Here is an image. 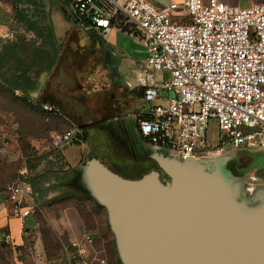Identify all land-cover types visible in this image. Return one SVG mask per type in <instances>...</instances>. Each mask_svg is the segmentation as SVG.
Returning a JSON list of instances; mask_svg holds the SVG:
<instances>
[{
    "label": "built area",
    "instance_id": "1",
    "mask_svg": "<svg viewBox=\"0 0 264 264\" xmlns=\"http://www.w3.org/2000/svg\"><path fill=\"white\" fill-rule=\"evenodd\" d=\"M67 10L79 27L103 41L113 27L143 40V107L136 116L140 135L157 152L183 160L222 152L226 145L264 150V2L239 9L218 0H183L185 23L174 21L180 10L175 3L155 9L145 0H68ZM150 73L162 77L153 82ZM211 121L218 130L214 149L207 141ZM79 135L76 126L53 132L50 149L58 152ZM9 155V138L0 136V159ZM2 191L12 218L32 215L27 183L17 179ZM92 244L84 233L69 249L82 259Z\"/></svg>",
    "mask_w": 264,
    "mask_h": 264
},
{
    "label": "rangeland",
    "instance_id": "2",
    "mask_svg": "<svg viewBox=\"0 0 264 264\" xmlns=\"http://www.w3.org/2000/svg\"><path fill=\"white\" fill-rule=\"evenodd\" d=\"M9 1L2 0L8 8L11 5ZM36 1L39 5L37 7L28 6V15H34L33 19L40 20L43 29H45L43 36L46 35V32L53 31L58 56L52 71L48 75L43 77L41 75L38 78V87L34 93L30 94L29 102L22 101L19 93H11L0 87V136L9 138L10 146L9 157L5 160L0 159V174L8 177L3 180V186L17 179H30L36 174L47 173V171H51L54 175H50L48 181L43 184V188L48 192V198L40 202L38 207H36V197L32 191V219L36 228L32 234L27 236V242L23 246H19V249L8 243L9 253L6 260L8 264H46L58 256L59 249L73 252L72 249H69L70 242L79 240L81 234L86 233L93 239L89 254L85 257L87 262L99 264L98 261L103 260L104 264H112L114 254L111 241H113V237L107 228L105 210L97 206L91 198L93 204L79 198L83 194L79 187L81 174L78 169L86 161L84 152L87 151V147L91 142L96 141L97 143V139L92 137L86 142L62 147L56 152L60 153L62 157L60 160L54 159V155L47 157L52 152L49 146L50 135L53 132L66 130L69 124L60 118L48 117L43 112L41 102L44 93L47 94L46 88H48L47 85L50 79L56 74V70L63 66L73 67L77 70L83 86L90 91V102L92 104L103 105L107 103L102 115L104 118L117 113V110L108 106V103H112L116 91L100 90L101 85L106 86L107 84L106 79L101 74V69L98 67L101 56L99 50L103 48L100 40L91 34L82 32L80 28L74 27L72 20L66 17L64 0ZM42 17H44L43 20H41ZM22 38L30 43L36 41L35 45L37 47L49 43L47 38L37 39L22 24L15 22L13 23L11 37L6 40L1 39L0 45L3 42ZM108 38L114 44L113 48L121 53L124 58L120 71L116 76L118 86L127 92L126 83L133 80L132 69L135 68L134 63L143 61L146 56L145 45L142 40L133 34H127L120 30H114ZM38 63V67H43L46 60L42 57ZM43 84L46 86V90L42 89ZM140 104L137 107H143L142 101ZM124 110V115L120 118L126 123L130 131L137 135L135 121L129 116L128 107ZM127 113L129 115H126ZM68 119L73 122L74 126L79 128L81 134L84 133V129L89 127L87 123L71 114ZM108 126L112 132L119 129V124L115 122ZM207 141L210 149L217 147L219 142L218 130L216 123L213 121L209 123ZM137 142L140 148L148 154L151 148L140 140H137ZM234 151L233 148L226 145L223 147L222 152L218 150L210 151L208 155H202L200 158L211 162L214 159H226L227 156L230 157V160H233ZM236 156L241 155L236 154ZM250 159L253 165L262 170L252 168L236 181L243 185L244 191L249 195L255 191L262 192L259 201L246 204V208L253 209L264 202V150L251 153ZM49 161L53 162L52 167L49 166ZM227 165H229V162ZM151 167H146L137 174L140 175L144 170ZM63 195H71V198H60ZM83 213H86L92 222L87 228L82 227L81 216ZM53 256L55 257L52 258ZM114 263L120 264L118 260Z\"/></svg>",
    "mask_w": 264,
    "mask_h": 264
},
{
    "label": "water",
    "instance_id": "3",
    "mask_svg": "<svg viewBox=\"0 0 264 264\" xmlns=\"http://www.w3.org/2000/svg\"><path fill=\"white\" fill-rule=\"evenodd\" d=\"M149 158L157 171L137 180L95 157L78 169L82 194L105 210L120 264H264V202L246 208L262 192L239 201L232 187H243L236 181L243 176L228 170L230 157L218 168L160 152Z\"/></svg>",
    "mask_w": 264,
    "mask_h": 264
},
{
    "label": "crops",
    "instance_id": "4",
    "mask_svg": "<svg viewBox=\"0 0 264 264\" xmlns=\"http://www.w3.org/2000/svg\"><path fill=\"white\" fill-rule=\"evenodd\" d=\"M119 3H121V0H115ZM149 5L154 7L155 9H162L163 7L168 6L170 3H175L179 6V14L177 18L174 19L175 22L178 23H185L187 22V17L185 16V13L182 11V2L183 0H145ZM219 2L226 4L230 7H235L239 9H246L250 6L260 4L264 2V0H218ZM204 4L208 2V0H202ZM10 3V2H9ZM64 6L66 9V17L67 19L72 20L75 22L74 27L80 28V30L86 34H91L97 39H101L95 32L85 30L81 27H79L74 20V18L68 13V0H64ZM11 7V9H10ZM8 8L2 0H0V40H6L11 37V32L13 28V23L17 22L14 19V12H13V6L12 4ZM68 13V15H67ZM44 19V17H43ZM42 19V20H43ZM41 27H43L41 25ZM116 29L115 27L112 28L111 33ZM52 31V30H51ZM123 32V31H122ZM128 34V33H127ZM53 35V31H52ZM109 35V37H110ZM134 35V34H133ZM54 36V35H53ZM140 40H142L139 36L134 35ZM102 40V39H101ZM103 41V40H102ZM3 42V41H2ZM143 42V40H142ZM5 43V42H3ZM0 45V48L2 44ZM144 43V42H143ZM113 43L107 38L106 41H103L102 43V49L107 50L109 57H112L115 59L117 63V70L115 71L117 74L120 71V68L123 64L124 58L121 56V53H118L113 48ZM98 61V67L101 69V74L106 79L107 84L106 86L101 85L100 90H111L116 91V99L119 97L124 102L123 108H113L117 110L116 114H112L108 118H106V121H104L101 124H93L86 128V135L87 139L86 141L90 140L92 137H95L97 139V145H99V149L97 152V156L90 155L86 160L95 157L97 158L105 167H107L111 172H114L115 174L122 176H132L135 175V172L141 171L144 168H148L151 166H145V165H137L136 162L129 156L128 152L123 149V145L121 146V143L124 142L121 131L126 130L129 132V139L131 143L134 144V142L139 138V134L137 132V135H135L133 132L130 131L129 127H127L126 123L122 120V117L124 115V109L128 107V113L126 114L132 117V119L136 122L137 121V113L139 111V107L142 101L141 97V90L144 83V72L142 68V60L141 62L137 61L134 63L135 68L132 69L133 72V80L132 82L126 83V90L125 92L122 88L118 86L117 79H114V83H112V80L110 81V78L107 77V74L110 73V69L108 66L101 67L99 66ZM111 73L114 71V68H111ZM52 71V69H51ZM51 71L47 73H43L41 77L48 75ZM72 76L75 78L74 83L72 82ZM151 80L153 82H156L159 80L162 75L160 73H150ZM48 78V77H47ZM47 80V79H46ZM45 80V81H46ZM45 83V82H44ZM67 85H73L74 90L77 89V86H83V83L79 79V76L77 75L76 69L73 67L67 68V67H59L56 70V74L50 79L48 83V88L43 84L42 89H47V94L44 93V96L42 97V105L48 106L53 109L51 113L44 112L48 117H57L58 119H62L66 121L69 125L68 128H71L74 126L73 122H71L68 117H70V113L68 108L74 109L75 103L72 93L74 90H66L65 89ZM84 87V86H83ZM45 89V90H46ZM45 92V91H44ZM112 93V92H111ZM63 96L64 99H66L65 105L61 102V96ZM118 96V97H117ZM114 97V98H115ZM106 104H103L102 106L106 108ZM140 104V105H139ZM95 105V104H93ZM116 105V100L113 99L112 103H108V106L114 107ZM121 110V111H118ZM135 114V115H134ZM68 116V117H67ZM73 116V115H72ZM136 116V117H135ZM117 123L119 124L118 130L115 132H112L109 128V124L111 123ZM66 129V130H67ZM88 130H91L88 132ZM12 139V138H11ZM92 141V140H91ZM95 141V140H94ZM96 142V141H95ZM121 142V143H120ZM83 143V142H82ZM147 143V142H146ZM147 145L151 148L149 153L147 154V159L154 163L149 157L154 153L157 152L155 149H153L148 143ZM78 147V146H77ZM80 147V146H79ZM78 147V148H79ZM243 151V150H242ZM262 150H251L247 151L250 155L253 152H259ZM63 155V154H62ZM64 157V156H63ZM73 160V158H72ZM136 165V166H135ZM253 168L257 170L259 169L257 166H254ZM151 169V168H150ZM133 173V174H128ZM7 175L0 174V233H7V240L10 242L13 246H22L23 245V238H27L29 234H32L35 230V223L32 219V215L24 219V221H20L18 219H14L11 217V209L10 205L6 200V197L2 191L3 189V180L7 179ZM83 234V233H82ZM81 234V235H82ZM42 253L43 247H42ZM45 257V256H44ZM46 264H91L90 262H87L85 258H76L74 253L72 251H66V250H60L57 257H55L52 261L47 262Z\"/></svg>",
    "mask_w": 264,
    "mask_h": 264
},
{
    "label": "trees",
    "instance_id": "5",
    "mask_svg": "<svg viewBox=\"0 0 264 264\" xmlns=\"http://www.w3.org/2000/svg\"><path fill=\"white\" fill-rule=\"evenodd\" d=\"M9 1V0H7ZM13 6L14 19L22 24L25 29L29 32H32L37 39L42 37L47 38L49 43L37 47L35 45L36 41L33 43L25 41L22 39H15L14 41L5 42L0 48V87L4 90L11 93H19L20 99L24 102H29L30 94L34 93L38 87V78L43 74L51 71L55 60L58 56L57 50L55 48L54 36L52 35V31L46 32V35L43 36V27H41L40 20H35L34 15H28V6L37 7L39 5L36 0H10L9 1ZM43 17L41 18V20ZM75 25V22L72 21ZM123 32L131 34L127 28L122 29ZM101 43L103 41L99 39ZM44 57L46 60V64L43 67H38V61ZM42 104V103H41ZM40 104V105H41ZM87 135L86 132L79 135L77 141H74L72 144H80L82 142H86ZM54 155V159H61L60 153H56L52 151L48 154L47 157H51ZM241 165L239 169H235V176L241 177L244 176L247 172L250 171L255 165H253L252 160L250 158H243L241 161ZM49 166L52 167L53 162H48ZM151 171H157L156 164L153 163V167L151 169H146L142 174L126 176L123 175V178L128 180H137L141 178L143 175L148 174ZM114 173V172H113ZM234 173V172H233ZM50 175H54L51 171H47V173L36 174L30 179H20L21 181L27 183L33 194L35 195V203L36 207L39 206V203L46 200L48 198V192L43 188V184L48 181V177ZM122 177V176H120ZM60 198L69 199L71 195H63ZM73 198V196H72ZM82 200L93 201L86 195H82L79 197ZM102 210V209H99ZM87 213V212H86ZM86 213H83L81 216V220L83 221V228L89 227L90 223L92 224L90 218ZM106 223V222H105ZM108 228V226H107ZM109 231V229H108ZM107 231V232H108ZM110 232V231H109ZM27 242V238H23V245ZM8 243L7 233H0V264H8L6 260V256L8 255ZM22 245V246H23ZM44 245V244H43ZM112 251H113V260L112 264L118 260L114 241H111ZM16 249H19V246H14ZM61 249H59L60 251ZM53 256L52 258H54Z\"/></svg>",
    "mask_w": 264,
    "mask_h": 264
},
{
    "label": "flooded vegetation",
    "instance_id": "6",
    "mask_svg": "<svg viewBox=\"0 0 264 264\" xmlns=\"http://www.w3.org/2000/svg\"><path fill=\"white\" fill-rule=\"evenodd\" d=\"M101 56L99 59V66H108L110 69V73L107 74V77L110 78V81L112 80V83H114L115 81H113L114 79H117L116 76V70H117V63L115 61L114 58L109 57L107 50L104 49H100L99 50ZM111 68H114V71L111 73ZM77 72V70H76ZM78 75V72H77ZM66 90H74V86L73 85H67L66 89H65V93ZM104 91V90H102ZM74 99V103L76 106H74V109H69V113L73 116H75L76 118H78L79 120H82L83 122L87 123V125L91 126L93 124H101L104 121H106V118H104L102 115L104 113V109L105 107H103L102 105H93L90 101H91V96H90V91L89 89H87L86 87L81 86H77V89L74 90V92L72 93ZM61 96V102L65 105L66 103V99L63 98V96L60 94ZM118 97V96H117ZM116 100V105L114 107L111 106V108H123L124 107V102L119 99V97L116 99V97L114 98ZM109 108V107H108ZM135 115V114H134ZM136 117V116H135ZM135 126H136V130L140 136L139 140L146 143V140L144 138H142V136L140 135L139 131H138V121L135 122ZM86 131V129H84ZM84 131V132H85ZM122 137L124 142H120L121 146L123 145V149L125 151L128 152L129 156L134 160V162H136L137 165H145V166H152V162H150L147 159V154L146 152H144L142 150V148H140L137 140L133 143H131L130 139H129V132L124 130L121 131ZM90 147V151L89 154H86V151L84 152V156L86 157V159L92 154L94 156H97V152L99 149V145H97L96 142H91V144L89 145ZM236 154H240L241 156L237 157ZM250 158V155L248 154L247 151H242V150H235L234 151V158L233 160L231 159L229 161V165H228V170H230L233 174H235V169H239L240 165H241V161L243 160V158ZM136 166V165H135ZM152 168V167H151ZM139 172V171H138ZM128 174H133V173H128ZM134 174H137V172H135Z\"/></svg>",
    "mask_w": 264,
    "mask_h": 264
},
{
    "label": "bare ground",
    "instance_id": "7",
    "mask_svg": "<svg viewBox=\"0 0 264 264\" xmlns=\"http://www.w3.org/2000/svg\"><path fill=\"white\" fill-rule=\"evenodd\" d=\"M225 160H226L225 158L214 159L211 162H209L208 160H204L202 163L203 165H202V164H199L200 162L195 161L193 158H186L185 163L188 166L198 165L199 167H202V168H205V167H209V168L217 167L218 168L224 163ZM232 193L243 204L247 203L249 201H252V200H257L259 198V195L257 192L250 193V195H249L244 191L243 187L241 185H238V184H236L232 187Z\"/></svg>",
    "mask_w": 264,
    "mask_h": 264
}]
</instances>
